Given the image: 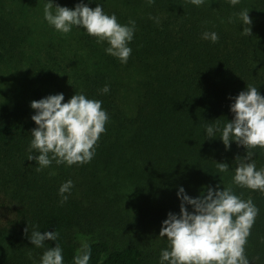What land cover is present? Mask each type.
Listing matches in <instances>:
<instances>
[{"label": "trees", "instance_id": "trees-1", "mask_svg": "<svg viewBox=\"0 0 264 264\" xmlns=\"http://www.w3.org/2000/svg\"><path fill=\"white\" fill-rule=\"evenodd\" d=\"M65 3L72 9L78 3L100 5L121 25L135 21L132 51L122 64L105 52L107 42L77 38L64 51L68 63L47 64L32 75L33 82L1 96L0 264H41L55 244L63 264H74L76 236L91 238L89 264H160L168 249L167 237H159L161 225L169 213L179 214L181 187L191 198L208 188L231 187L242 200L251 199L258 214L244 253L249 264H264V192L233 182L235 159L246 150L235 142L225 150L219 139L233 120L230 107L240 92L254 86L264 97V0L235 6L230 0L199 6L191 0ZM245 9L250 36L242 34L239 19ZM13 22L0 12V64L31 57L27 36ZM205 32H215L218 40L203 39ZM127 74L137 83L132 114L124 108ZM105 86L109 91L102 93ZM56 94H63L62 103L75 94L98 100L108 120L90 162L68 166L53 160L37 171L35 160H28L39 155L29 151L36 128L30 105ZM208 126L220 130L212 139ZM252 160L257 171L264 169V150L254 149ZM216 163L228 164V171L219 172ZM69 180L73 187L62 203L59 189ZM33 231H56L58 238L37 248L29 240Z\"/></svg>", "mask_w": 264, "mask_h": 264}, {"label": "clouds", "instance_id": "clouds-1", "mask_svg": "<svg viewBox=\"0 0 264 264\" xmlns=\"http://www.w3.org/2000/svg\"><path fill=\"white\" fill-rule=\"evenodd\" d=\"M239 2L230 0L233 6ZM148 3H153V0H148ZM191 3L199 6L204 0H191ZM248 13L247 9L241 11L239 19L245 25L242 34L250 36L248 26L252 20ZM44 19L61 34H68L76 26L95 37L98 44L107 42L109 47L105 52L118 58L122 64L127 63L131 55L128 44L133 39L135 21L121 25L114 14L106 15L100 5L92 9L78 3L74 9H69L54 7L51 0H47ZM203 39L215 43L218 36L215 32H205ZM101 91L107 93L109 88L105 86ZM63 100V94H56L31 102L30 107L35 111L31 119L36 128L31 132L33 139L29 151L35 150L39 155H29L28 160H35L39 165L37 171L48 167L53 160L57 165L68 166L90 162L96 143L105 131L108 116L100 101L87 99L83 94L73 95L67 103H62ZM230 111L233 120L227 121L219 139L225 150L231 142L246 150L243 158L237 156L235 159L239 163L233 182L240 187L264 192V169L257 171L252 160L254 149L264 150V97L256 87L248 86L234 98ZM215 131L220 130L212 126L206 128L209 139ZM216 164L221 173L229 169L226 163ZM72 187L71 180L60 187L62 203L67 201L65 193H70ZM177 196L181 201L179 214L169 213L161 225L159 237H167L168 249L161 252L160 264H249L244 248L258 214L251 199L242 200L233 194L231 187L222 190L208 188L206 194L201 193L196 198L186 195L181 187ZM57 238L56 231L43 234L33 231L29 240L40 248L45 241L55 242ZM90 258V245L83 242L74 257V264H89ZM41 264H63L59 244L44 252Z\"/></svg>", "mask_w": 264, "mask_h": 264}, {"label": "rangeland", "instance_id": "rangeland-1", "mask_svg": "<svg viewBox=\"0 0 264 264\" xmlns=\"http://www.w3.org/2000/svg\"><path fill=\"white\" fill-rule=\"evenodd\" d=\"M54 7H70L65 6V0H51ZM47 0H0V12H3L4 16L20 27L21 31L27 36V54L31 57L25 56L20 60L10 61L0 64V98L5 93H12L19 88H24L31 80L32 75L37 73L39 69H42L47 64H61L66 60L67 56L64 51L67 50L71 43H75L77 38H83L86 35V30L73 26L71 32L68 34H61L56 31L53 26H50L44 19V6ZM54 11V10H53ZM13 22V23H14ZM64 37L65 40L61 38ZM55 62V63H54ZM59 67V66H58ZM55 65V68H58ZM40 72V71H39ZM56 74V73H55ZM127 74L125 80L127 81L124 89V108L128 113H133L136 106L137 83L133 80L132 76ZM114 169L111 173H114ZM114 175L112 178L114 179ZM123 178V177H122ZM122 202H127L122 200ZM124 213L130 211L127 210L126 205L121 207ZM132 216V215H131ZM132 218V217H131ZM90 237L76 236L75 241L77 243V251L80 249L83 242H89Z\"/></svg>", "mask_w": 264, "mask_h": 264}]
</instances>
